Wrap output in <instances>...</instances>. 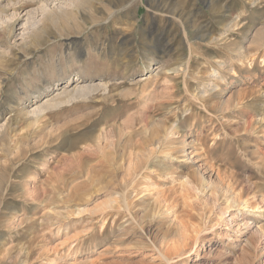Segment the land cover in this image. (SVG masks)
I'll list each match as a JSON object with an SVG mask.
<instances>
[{
    "label": "rangeland",
    "instance_id": "374dc122",
    "mask_svg": "<svg viewBox=\"0 0 264 264\" xmlns=\"http://www.w3.org/2000/svg\"><path fill=\"white\" fill-rule=\"evenodd\" d=\"M48 1L0 14V264H264V0Z\"/></svg>",
    "mask_w": 264,
    "mask_h": 264
},
{
    "label": "bare ground",
    "instance_id": "6f19581e",
    "mask_svg": "<svg viewBox=\"0 0 264 264\" xmlns=\"http://www.w3.org/2000/svg\"><path fill=\"white\" fill-rule=\"evenodd\" d=\"M38 1H40V0H38ZM49 3H50V5H51V3H54L55 2V0H49L48 1ZM86 2H88V1H86V0H82V1H80L79 2V6L80 7H83L85 4H86ZM7 7H5V9H3V10H0V14H3L4 12V10H6V8H12V9H14V11L16 10V5H17V2H15V0H9L8 1V3H7ZM47 5H49L48 3H47ZM73 6H74V4H73ZM86 6V5H85ZM80 7H78V9L80 8ZM88 7V6H87ZM86 9V8H85ZM80 10V9H79ZM80 12H82L81 10H80ZM84 13H81V19L84 21L83 23H85V19H84V16H86V15H83ZM87 17V16H86ZM88 18V17H87ZM154 143V142H153Z\"/></svg>",
    "mask_w": 264,
    "mask_h": 264
}]
</instances>
